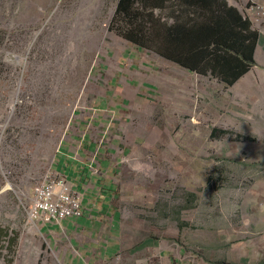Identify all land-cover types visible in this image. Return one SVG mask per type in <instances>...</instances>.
Returning <instances> with one entry per match:
<instances>
[{
  "label": "rangeland",
  "instance_id": "rangeland-1",
  "mask_svg": "<svg viewBox=\"0 0 264 264\" xmlns=\"http://www.w3.org/2000/svg\"><path fill=\"white\" fill-rule=\"evenodd\" d=\"M118 2L0 0V262L40 245L26 210L60 165L86 203L108 197L125 246L159 242L178 264H264V13L226 0L259 35L230 85L155 47L184 16L176 0L152 2L142 45L115 21Z\"/></svg>",
  "mask_w": 264,
  "mask_h": 264
},
{
  "label": "trees",
  "instance_id": "trees-1",
  "mask_svg": "<svg viewBox=\"0 0 264 264\" xmlns=\"http://www.w3.org/2000/svg\"><path fill=\"white\" fill-rule=\"evenodd\" d=\"M152 2L157 7H165L164 0L118 2L115 21H125L127 37L140 45L153 42L152 38L142 35L143 30L154 28ZM176 2L184 16L179 15L165 31L157 29L163 34L162 40L155 45L159 53L200 74L211 72L226 84L237 82L253 65L259 43V35L251 28L249 20L240 15L236 8L229 6L226 0ZM145 10L149 18H145V26L141 30L137 20ZM147 23L150 26L153 23V26H147ZM183 46L186 47V53L181 50Z\"/></svg>",
  "mask_w": 264,
  "mask_h": 264
},
{
  "label": "built area",
  "instance_id": "built-area-1",
  "mask_svg": "<svg viewBox=\"0 0 264 264\" xmlns=\"http://www.w3.org/2000/svg\"><path fill=\"white\" fill-rule=\"evenodd\" d=\"M244 5L246 9L264 13V0H245ZM29 200L24 229L40 245L31 246L30 252L14 251L9 257L11 264H74L70 260H76L79 253L67 244L68 231L63 222L84 217L83 195L74 191L66 176L51 169L34 187ZM58 237L63 238L59 244ZM0 264H6L5 260Z\"/></svg>",
  "mask_w": 264,
  "mask_h": 264
},
{
  "label": "crops",
  "instance_id": "crops-1",
  "mask_svg": "<svg viewBox=\"0 0 264 264\" xmlns=\"http://www.w3.org/2000/svg\"><path fill=\"white\" fill-rule=\"evenodd\" d=\"M66 165L69 166L68 164ZM54 170L66 176L73 183L74 191L80 193L81 190L76 187V184L78 187L82 186L80 180H70L66 171L60 165L54 166ZM83 185L85 186V184ZM107 198V196H104L100 202L101 205H97L90 201L86 203V198L83 194L84 217L78 219V224L74 223V228L71 230L68 226H65V230L67 229L68 231L67 244L69 243L79 253V257L74 261L71 259L70 263L178 264L175 259L173 263L169 249L159 242L153 245H146L140 242L134 246H125L121 239L115 208L106 203ZM151 257L153 258L149 259Z\"/></svg>",
  "mask_w": 264,
  "mask_h": 264
}]
</instances>
